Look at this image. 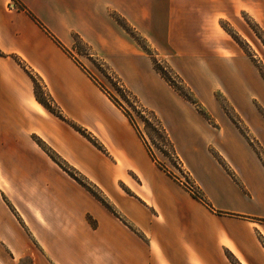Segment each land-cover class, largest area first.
Listing matches in <instances>:
<instances>
[{"label": "crops", "instance_id": "0c3cea01", "mask_svg": "<svg viewBox=\"0 0 264 264\" xmlns=\"http://www.w3.org/2000/svg\"><path fill=\"white\" fill-rule=\"evenodd\" d=\"M225 26L261 38L264 0H0V264H264V158L180 95L141 42L181 54V72L219 74L201 64L221 58L202 38H236ZM47 31L76 54L78 36L155 112L209 205L156 165L128 118ZM31 73L59 115L37 99ZM250 127L264 149V117Z\"/></svg>", "mask_w": 264, "mask_h": 264}, {"label": "rangeland", "instance_id": "374dc122", "mask_svg": "<svg viewBox=\"0 0 264 264\" xmlns=\"http://www.w3.org/2000/svg\"><path fill=\"white\" fill-rule=\"evenodd\" d=\"M225 29L233 33L230 27L225 26ZM256 30H258L261 38H239L234 33L239 41L235 38H202L209 45H218L219 49L216 54H220L221 58L204 59L201 64L208 65L207 62H210L211 66L219 67V74H201L193 70L181 72V54L173 59L170 54L161 55L151 43L143 39L140 41L151 53L152 60H156L159 65L167 68L168 76L178 91L184 97L194 101L199 110L207 115L211 124L219 126V121H227L234 134L244 141V137L240 134L242 131L250 138L252 147L262 159L264 158V149L257 138V134L250 127V120L257 116L264 117V35L259 29L256 28ZM137 38L139 37L137 36ZM77 49V54L71 51L77 63L80 62L100 85L113 94L133 114L152 149L155 159L164 168H160L157 162L153 160L156 165L170 178L180 185L182 184L187 191L191 192L190 185H192L196 193L201 195L195 185L193 175L181 157L176 153L180 160L178 162L174 156L169 155V152H162L159 149L161 142L157 133L146 130L140 116L153 119L147 113L149 111L139 113L143 109L141 106L145 107L141 100L131 90L139 102L133 98V95L124 92L122 86L128 88L123 79L93 52H85V45L81 43ZM236 125L240 128L239 131ZM86 135L94 140L88 133ZM75 173L77 174L76 171ZM79 174L81 173L79 172ZM76 176L79 177V175ZM98 192L101 195V191ZM191 194L193 193L191 192Z\"/></svg>", "mask_w": 264, "mask_h": 264}, {"label": "trees", "instance_id": "16d2710c", "mask_svg": "<svg viewBox=\"0 0 264 264\" xmlns=\"http://www.w3.org/2000/svg\"><path fill=\"white\" fill-rule=\"evenodd\" d=\"M21 8L25 11H27V13L39 24L41 25L45 30H47L45 28V26L25 7L21 4ZM117 21L127 30L128 33H130L133 36H136L135 32L133 31V28L130 27L128 25V23L126 21H124L122 18L117 17L116 18ZM255 32L258 34V30H256V28H254ZM48 32V31H47ZM49 33V32H48ZM49 35H51L53 37V40L65 51H67L69 54L72 55L71 51L66 48L63 43L56 38L55 36H53L51 33H49ZM259 35V34H258ZM260 36V35H259ZM261 37V36H260ZM138 41H140V38H136ZM235 40L239 41V38H235ZM264 43V41H263ZM81 44V40L79 39L78 36H75V46L78 48V46ZM145 49L147 50V52L151 55V53L148 51V49L145 46ZM73 56V55H72ZM79 66L89 75V77L94 81V83L101 89V91H103L108 97L109 99L123 112V114L128 118V120L131 122V124L134 126V128L136 129L137 133L139 134L140 138L143 140L145 146L147 147L151 157L153 160H155L157 162V164L159 165L160 168H164L154 157V154L152 152V149L150 147V145L148 144V142L146 141L144 134L142 132V130L140 129L136 119L134 118L133 114L131 112H129V110H127L120 102L119 100H117V98H115L113 96V94H111L105 87H103L102 85H100L92 76L90 73H88L87 69L80 63L78 62ZM153 64H154V68L155 70L180 94L182 95L178 89L175 87V85L172 83L171 79L168 76L167 73V68L159 65L157 63L156 60L153 59ZM32 75V74H31ZM33 81H34V91H35V95L37 97V99H39V101L47 108L49 109L51 112L55 113L56 115H59V113L56 111V109L52 106V99L51 97L47 94H45L44 90L42 89L41 85L39 84V82L37 81L36 77L31 76ZM123 87V91L124 92H128L131 96L133 95V98L139 102L138 98L132 94V92L128 89H126V87ZM183 96V95H182ZM47 97V98H45ZM184 97V96H183ZM185 99H187L188 101H190L191 103L195 104L196 103L194 101H192L191 99H188L186 97H184ZM141 108H143L139 113L142 112H147L148 114L151 115L152 119L149 117L145 116H140V118L143 120L144 124H145V128L148 131H152V132H156L157 133V137L160 139L161 142V148L165 149L164 151L159 148L162 152H169V155H172L175 157V159L179 162V158L176 155V150L174 147V144L172 142V140L170 139V136L166 130V128L164 127L163 123L161 122V120L159 119V117L155 114L154 111L149 110L147 107H143L141 106ZM200 113L207 119L209 120V118L207 117V115L202 112L201 110H199ZM229 118H231L229 116ZM232 120V118H231ZM234 122V121H233ZM237 126V125H236ZM237 128L240 130V128L237 126ZM78 130L82 133L85 134V132L81 129L78 128ZM241 134L248 140V142L252 145V142L250 140V138H248V136H246L242 131ZM86 135V134H85ZM92 140V139H91ZM94 142L95 145L99 146L100 145L95 141L92 140ZM40 146L47 152V154L57 163L59 164L65 171H67L73 178H75L79 183H81L84 187H86L98 200H100L111 212H113L114 214H116V212L113 210V208L111 207L110 204H108L106 202V200L100 195V193L94 188L93 184L83 175L79 174V172L73 168L69 163H67V161H65L55 150H53L49 145H47L45 142H43L42 140L39 141ZM219 161L222 162L221 158H218ZM74 171V172H73ZM75 171L77 172V174L75 173ZM74 173V174H73ZM76 175H79L76 176ZM193 196L209 205L207 203V201L204 199L203 196L197 194V193H193ZM220 213V212H219ZM91 223L94 225L95 222L90 218Z\"/></svg>", "mask_w": 264, "mask_h": 264}, {"label": "built area", "instance_id": "2783aa9c", "mask_svg": "<svg viewBox=\"0 0 264 264\" xmlns=\"http://www.w3.org/2000/svg\"><path fill=\"white\" fill-rule=\"evenodd\" d=\"M190 190H191L192 193H196V190H195V188L192 185H190Z\"/></svg>", "mask_w": 264, "mask_h": 264}]
</instances>
